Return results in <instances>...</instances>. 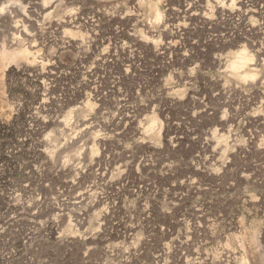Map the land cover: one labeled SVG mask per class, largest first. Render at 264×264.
Wrapping results in <instances>:
<instances>
[{"label":"rangeland","instance_id":"rangeland-1","mask_svg":"<svg viewBox=\"0 0 264 264\" xmlns=\"http://www.w3.org/2000/svg\"><path fill=\"white\" fill-rule=\"evenodd\" d=\"M13 41L0 264H264V0H0Z\"/></svg>","mask_w":264,"mask_h":264},{"label":"bare ground","instance_id":"bare-ground-1","mask_svg":"<svg viewBox=\"0 0 264 264\" xmlns=\"http://www.w3.org/2000/svg\"><path fill=\"white\" fill-rule=\"evenodd\" d=\"M231 9H234V6H231ZM154 16H155V19H158L157 17H159L158 14ZM25 56H27V51L24 50L22 47H20V42L18 41L17 43L13 41L11 42L9 46L7 47L4 46L0 50V65L2 68L10 67L13 64L19 65L20 61H23L25 59ZM250 60L251 58L249 55H244V57H240V58L233 60L232 65H231L233 72L240 73L243 69L246 70L245 68L247 67V64ZM244 76L251 77L252 74L249 71V72L244 73ZM92 153H93V150H92Z\"/></svg>","mask_w":264,"mask_h":264}]
</instances>
